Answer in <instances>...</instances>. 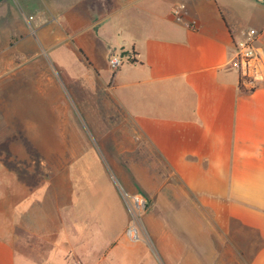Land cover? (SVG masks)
I'll list each match as a JSON object with an SVG mask.
<instances>
[{"label":"crops","instance_id":"crops-1","mask_svg":"<svg viewBox=\"0 0 264 264\" xmlns=\"http://www.w3.org/2000/svg\"><path fill=\"white\" fill-rule=\"evenodd\" d=\"M21 1L0 0V29L28 42L24 14L47 47L73 40L72 59L55 61L73 85L111 95L112 141L104 160L68 148L62 96L33 115L31 101L55 96H0V264H148L126 237L112 168L148 201L140 226L168 264H264V81L242 90L232 64L250 29L264 53V0ZM118 55L129 62L112 75Z\"/></svg>","mask_w":264,"mask_h":264},{"label":"rangeland","instance_id":"rangeland-1","mask_svg":"<svg viewBox=\"0 0 264 264\" xmlns=\"http://www.w3.org/2000/svg\"><path fill=\"white\" fill-rule=\"evenodd\" d=\"M14 1L16 7L22 11L24 8L22 1ZM21 19L25 26L29 28H27L28 33H23L21 37H23L22 39L28 40V42L24 41V43H21V38L19 35L18 39L17 36H12L7 32L2 31L7 27L6 23H3V29H0V31H2L0 32V96L8 97L14 95L19 97L38 94L45 96L57 95V97H64V100L66 101V107H63V112H66V116L68 115V118H64L63 120L64 123L67 124L64 128L66 133L62 136L64 144H67L68 148H71L72 144L75 145L76 143H82L84 148L88 146L91 147L96 157L99 159L102 158V160L106 159L107 150H105L104 142H107V144L111 145L112 137L111 135H103L104 132L107 131V123H111L110 119H107L110 109L104 101L102 102V97L105 93L100 92L101 88L99 89V87H94L91 89V92H88V89L85 90L84 86L80 85L79 83L78 85L77 83L76 85H73L72 80L67 77L66 70L61 69V65L55 61L56 52H60L61 54L62 52L69 51V54L71 55L70 58L72 59V54L70 51L72 48H76L73 44V40H67L64 34L60 33V36H63V38H61V40L56 44L63 42V47H47L45 45V39L42 37L41 31L37 26H35L38 23L34 22L32 17L27 18L24 16V14L21 15ZM75 52L76 50L73 53L75 54ZM118 56L123 62L121 67L128 64L129 61L125 58V56ZM74 58H77V56ZM108 63L110 66V62ZM110 71L112 75L116 72L113 70ZM86 80L88 83L93 81L88 77H86ZM90 95H96L97 100H100V102L97 103V105L92 104L91 101L97 100H91ZM105 95L111 97L110 94ZM50 98L52 99H43L41 103L31 101L29 103L30 114H38V111H44V109L49 112L50 108H53L54 106V100L56 96ZM57 103L58 105H61L60 101ZM97 107L98 110H96ZM92 110H96L93 111L96 117L95 119L91 116L93 115L91 112ZM71 124L73 128L71 127ZM71 130L74 131V134L71 133ZM46 142H49V139H46ZM50 142H52L51 138ZM2 153L5 155V152L0 150V154ZM29 153L32 159L39 160L41 157H43L37 151H31ZM70 153L71 150L68 151L69 155ZM46 154L50 155L49 153ZM15 170L19 172L21 176H25L27 180H31V175L28 174L27 167H15ZM47 174L48 173H46L44 176ZM107 176L108 180H110V183L106 179L103 181V184L106 185V182L112 184L114 190L118 192L121 208L125 211L127 216L125 234L128 240L131 239L127 235V229L131 226L136 227L138 230L139 240L135 242L138 243L134 246H139V248L144 247V250H148L149 253L147 255L144 254L143 257L146 262L148 264H168L166 258L159 254V252L156 250V247L152 243L147 225L143 223V227L140 226V224L142 225L144 215L149 207L148 201L146 200L148 204L147 210L142 214L141 217H138L134 207L135 196L131 199L123 192L122 186L120 185V177L113 168L112 174H108ZM119 201L116 200L115 204L116 202L119 203ZM134 218L137 221L136 224ZM127 246H130V244L128 243ZM209 259L214 260L213 258ZM176 260L180 259L176 258ZM198 260L201 261V263H199ZM198 260L193 261L192 264H203V258H198Z\"/></svg>","mask_w":264,"mask_h":264},{"label":"built area","instance_id":"built-area-1","mask_svg":"<svg viewBox=\"0 0 264 264\" xmlns=\"http://www.w3.org/2000/svg\"><path fill=\"white\" fill-rule=\"evenodd\" d=\"M182 9L183 6L175 12L178 20L182 19ZM257 35L258 32L256 30L250 29L247 32V36L236 44L233 53L232 64L239 71L240 81L244 86H250L251 89L256 88L259 82L264 81V53L255 43ZM109 62L113 71H117L123 64L122 59L117 56L110 58ZM134 207L137 216L141 217L148 207L145 197L136 195L134 197ZM134 221L136 224L135 218ZM127 235L134 242L139 240L138 230L134 226L127 229Z\"/></svg>","mask_w":264,"mask_h":264},{"label":"trees","instance_id":"trees-1","mask_svg":"<svg viewBox=\"0 0 264 264\" xmlns=\"http://www.w3.org/2000/svg\"><path fill=\"white\" fill-rule=\"evenodd\" d=\"M240 88H241L242 90H246L245 87H244V85L241 83V81H240ZM246 91H247V90H246Z\"/></svg>","mask_w":264,"mask_h":264}]
</instances>
